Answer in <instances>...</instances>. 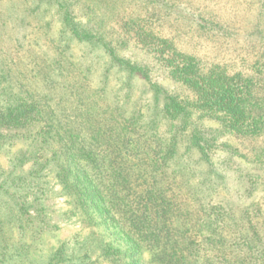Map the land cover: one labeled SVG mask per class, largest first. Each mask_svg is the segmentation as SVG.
I'll return each instance as SVG.
<instances>
[{"label": "trees", "instance_id": "1", "mask_svg": "<svg viewBox=\"0 0 264 264\" xmlns=\"http://www.w3.org/2000/svg\"><path fill=\"white\" fill-rule=\"evenodd\" d=\"M40 3L62 24L61 53L36 58L14 36L8 50L0 47V154L19 144L4 131L32 129L0 166L1 249L13 247L0 264H264V196H254L264 192V97L256 81L146 44L182 95L153 80V64L120 55L126 44L105 28L110 16L101 13L113 2ZM204 29L226 33L214 22ZM72 40L109 58L95 89L90 72L63 59ZM116 72L124 80L112 92ZM137 75L150 93L146 102L143 93L134 99ZM204 117L219 127H207ZM225 134L262 142L243 149L223 141ZM56 196L67 206L57 221L90 232L36 262L30 249L58 229L48 205ZM27 236L29 244L16 245Z\"/></svg>", "mask_w": 264, "mask_h": 264}, {"label": "rangeland", "instance_id": "2", "mask_svg": "<svg viewBox=\"0 0 264 264\" xmlns=\"http://www.w3.org/2000/svg\"><path fill=\"white\" fill-rule=\"evenodd\" d=\"M109 1L113 2V7L110 11L102 9L101 13L110 16L105 22V28L118 35L126 44L120 46V55L132 61L153 64L157 68V71L154 70L152 73L153 80L160 81L169 90L175 89L182 92V95L187 94L184 89L167 78L169 72L158 68L157 57L146 49L147 45L153 42L160 50L163 45H167L175 50L174 52L196 57L207 65H217L228 75L238 73L243 78H251L258 84V94L264 97V0ZM75 15L81 22L85 21L86 15L78 8L75 9ZM21 20H24L23 23H20ZM208 22L219 24L226 33L223 31L216 34L204 29V25ZM61 29L62 24L53 8H48L40 3V0H0V47L5 50L8 48L4 46L14 45L15 41L9 40L14 36L20 38L21 46L31 48L36 58L56 57L61 53L58 48L62 49L65 44ZM69 47L63 59L75 64L77 71L83 70L86 75L90 72L88 85L92 89L97 88L100 74L109 62L107 55L99 48L75 40L69 42ZM110 80L108 90L113 92L119 87L120 81L124 80V75L112 73ZM132 83L134 99L143 93L142 101L146 102V98L148 99L150 95L146 83L138 75L132 78ZM164 122L163 127L168 129L170 120L166 118ZM200 122H204L209 128L219 127L214 120L207 117ZM4 132L7 136L19 138L17 139L19 144L10 148L8 153L0 154V166L3 168L8 165L7 159L12 156L16 148L23 145L21 139L31 134L32 129L29 127ZM221 139L243 149L262 142V140L232 138L227 134ZM218 157L223 159L225 155L218 154ZM55 190L58 191L59 187L55 186ZM254 196L260 198L264 196V192L260 188L255 191ZM25 201L29 202V199L26 198ZM48 205L52 207L55 216L51 224H57L58 229L47 230L48 232L42 236L40 245L37 244V248L30 249L31 258L40 263L48 251L59 246L61 242L72 241L74 238L83 240L90 232L79 224L57 221L56 213L64 211L67 207L63 197H53ZM30 212L32 213L33 210L30 209ZM15 242L16 245L20 243L27 245L30 236L25 237L21 242L16 238ZM2 245L0 242V255L4 253L9 255L11 251H8L13 247L9 250L1 249ZM10 264L28 263L16 260V263L10 262Z\"/></svg>", "mask_w": 264, "mask_h": 264}]
</instances>
